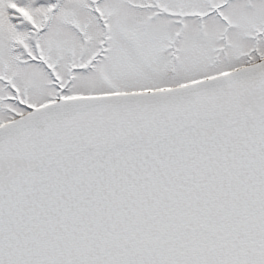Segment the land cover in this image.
I'll use <instances>...</instances> for the list:
<instances>
[{
	"label": "snow or ice",
	"instance_id": "6c2138e0",
	"mask_svg": "<svg viewBox=\"0 0 264 264\" xmlns=\"http://www.w3.org/2000/svg\"><path fill=\"white\" fill-rule=\"evenodd\" d=\"M0 264H264V0H0Z\"/></svg>",
	"mask_w": 264,
	"mask_h": 264
}]
</instances>
